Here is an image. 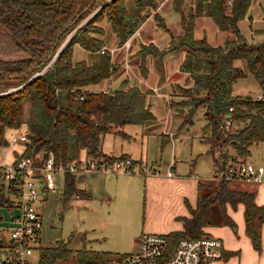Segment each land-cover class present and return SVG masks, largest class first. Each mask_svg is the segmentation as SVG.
Segmentation results:
<instances>
[{
    "label": "trees",
    "instance_id": "1",
    "mask_svg": "<svg viewBox=\"0 0 264 264\" xmlns=\"http://www.w3.org/2000/svg\"><path fill=\"white\" fill-rule=\"evenodd\" d=\"M133 2L140 8L157 6V0ZM250 4L251 0H233L228 9L227 0H194L192 5L173 0L183 33L171 35L167 48L149 43L138 50L143 75L148 71V54L161 65L167 52L185 51L180 69L189 72L193 84L180 87L183 98L177 103L189 106L183 124L191 123L196 109L203 107L205 126L210 129L205 137L209 144L206 152L214 166L246 157L251 145L264 142V39L249 41L239 28ZM199 15L210 16L220 29L231 28L234 37L216 46L205 37L196 38L194 22ZM159 16L155 13V17ZM146 17V13L129 11L127 0H0V148H7L11 135L20 130L27 137L19 151L22 155L52 151L57 161L63 162L83 156L108 160L130 157L104 152L102 141L108 133L128 136L123 131L125 124L144 125L156 119L146 94L137 86L108 90L87 87L111 77L118 69L109 51L100 52L104 46L99 37L104 34L102 22L110 23L122 44ZM160 25L168 30L163 22ZM76 44L90 52H100L98 59L91 63L84 59L75 61ZM237 60H243L258 81L261 98L233 94V83L246 75L236 65ZM12 88L16 89L10 91ZM227 115L233 120L229 131L223 127ZM75 178L76 175L65 173V201L78 191ZM229 183L208 182L210 190L198 194L189 216L180 217L183 228L165 233L169 252L182 237L211 235L206 228L219 223L211 211L213 204L220 208L221 222L235 230L237 225L227 212V205L236 207L239 203L244 205L245 233L252 246L261 250L264 204L256 202L254 191L234 189ZM39 249L41 264H53L68 254V249L60 244ZM237 253L238 250L224 249L223 258ZM108 261L109 254L101 251L79 250L77 255V264Z\"/></svg>",
    "mask_w": 264,
    "mask_h": 264
},
{
    "label": "rangeland",
    "instance_id": "2",
    "mask_svg": "<svg viewBox=\"0 0 264 264\" xmlns=\"http://www.w3.org/2000/svg\"><path fill=\"white\" fill-rule=\"evenodd\" d=\"M236 65L242 67L246 75L233 83V94L256 98L261 94L258 81L248 72L243 60H237ZM185 114H176L168 125L175 134L174 147L164 135L145 132L142 124H125L123 131L130 134L128 136L115 133H108L105 136V146L129 150L142 160L141 164L148 170L157 169L156 176L142 172L138 166L132 172L118 175H77L75 185L78 191L65 201V175L55 174V187L42 189L45 192L37 201L43 222L39 233L40 246L60 244L68 249L67 256L58 258L53 264H77L79 250L101 251L109 254V261L120 260L138 251L135 238L146 229L147 224L151 225L152 232L160 231L159 233L180 225V217H176L175 213H167L170 211L168 204L170 198L167 197L175 194L174 188L155 185V189L151 187L152 179L166 176L170 169L173 170L175 177L196 174L202 180L212 179L214 172L212 157L206 152L209 144L205 137L210 129L205 126L203 107L196 109L193 121L189 124H183ZM13 149L19 152L22 143L14 145ZM11 150L0 148V158L12 159ZM173 154H176L174 161L178 163L175 169L169 167ZM241 158L248 159L255 165H264V142L251 145L250 152ZM228 185L239 190L254 191L256 198L264 202V182L231 181ZM152 190L163 202L147 210L146 199ZM211 211L219 222L210 227L211 234L220 236L224 241V247L239 249L240 252L228 259L212 260L207 264H263L264 246L261 251L252 246L244 231L243 213H232L237 225L234 230L221 222V212L217 204L211 206ZM0 213L5 215V220L11 217V213L4 208H0ZM262 229L264 231V223L261 225ZM1 236L4 243H8V230L0 233ZM31 260L32 264H41L39 248L35 249Z\"/></svg>",
    "mask_w": 264,
    "mask_h": 264
},
{
    "label": "crops",
    "instance_id": "3",
    "mask_svg": "<svg viewBox=\"0 0 264 264\" xmlns=\"http://www.w3.org/2000/svg\"><path fill=\"white\" fill-rule=\"evenodd\" d=\"M185 1L188 5H192L194 0ZM127 7L131 12L146 13L147 17L135 32L122 44H119L118 36L112 30L110 23L107 20L102 22L104 34L99 37L104 41L103 47L108 49L111 54V59L118 66V69L111 77L97 84L90 85L87 88L93 90H108L127 89L131 86L139 87L140 90L146 94V102L156 115L155 120L143 125L146 130L145 132L155 135H164L165 139L171 141L174 147L175 134L168 125L174 120L176 114H185L188 111L189 106L180 105L177 102L183 98L180 87H190L193 84V78L189 72L180 69V65L185 57V51L167 52L162 59L161 65L156 61L155 57L148 54L146 57L148 71L146 75H143L140 69L141 56L138 50L141 45H147L149 43H153L159 48H167L171 35L176 37L183 33L180 13L174 9L173 0H157L156 8L151 6L140 8L135 5L133 0H127ZM155 13L160 15L159 19L155 17ZM160 21L166 25L168 30L160 25ZM239 28L249 41L252 40L253 42H257L264 39V0H251L247 13L239 21ZM194 35L196 38L205 37L208 43L216 46L224 43L228 38L234 37L235 34L231 28L226 30L220 29L210 16L199 15L195 18ZM108 36L109 38H107ZM99 55L100 52H90L78 44L74 46L73 58L75 61L84 59L91 63L96 61ZM105 136L102 141L104 152L115 156L124 153L133 159H139L129 150L124 151L122 147L115 148L114 146H105ZM115 149H117V151ZM176 157V154L172 155V160L169 165L170 168H177L178 163L174 161ZM152 178H154V176ZM199 182L202 185L199 186ZM208 182H212V179L202 180L193 177V174L192 176L187 175V177L164 176L162 178L155 177L152 179L151 187L155 189L157 186L174 188L175 194L172 195V197H167L168 199L170 198V202L168 200L170 211L167 213H175L174 215L179 218L184 215H190V209L191 207H195L198 194H204L210 190ZM255 199L257 203L264 204V202L257 198ZM162 202L163 200L160 196L154 194L153 190L150 191L149 198L147 197L146 199L147 210L148 208L152 209V207ZM241 204L242 203L237 204L236 207H232L230 204L227 205V212L232 218V213L235 212L243 213L244 217V205ZM163 210L161 211L162 213L165 211ZM210 227H207L206 230L211 234ZM182 228L183 223L181 221L177 228H172L169 231L180 230ZM146 229L151 231V225L147 224ZM169 231L161 233L165 234ZM261 236L262 248L264 246L263 229L261 230ZM135 241L137 242V238H135ZM224 248L227 250H238V252H240L239 249Z\"/></svg>",
    "mask_w": 264,
    "mask_h": 264
},
{
    "label": "built area",
    "instance_id": "4",
    "mask_svg": "<svg viewBox=\"0 0 264 264\" xmlns=\"http://www.w3.org/2000/svg\"><path fill=\"white\" fill-rule=\"evenodd\" d=\"M233 0H227L231 9ZM108 51L102 47L100 52ZM261 98V94L257 96ZM232 110V107L230 108ZM233 125L230 115L224 120L223 127L229 131ZM27 139L22 131L11 135L7 148L12 149V159L0 158V199L4 208L11 213L5 220L0 213V233L8 230L9 241L4 243L0 237V264H32L31 256L40 248V237L43 222L37 201L45 192L42 189L55 187V174L71 173L73 175L110 174L118 175L132 172L138 168L146 173L156 175L155 168L147 169L143 164L135 163L132 157H120L112 160L83 156L68 162L57 161L52 151L37 152L33 155H22L13 149L14 145ZM174 177L172 169L166 173ZM193 177L198 176L193 174ZM214 181H251L264 182V165H255L248 159L238 158L225 164L214 166ZM8 221V223H7ZM138 251L107 264H207L212 260L223 258L224 242L214 235L199 238L182 237L174 249H167L164 233L144 230L137 238ZM264 264V263H263Z\"/></svg>",
    "mask_w": 264,
    "mask_h": 264
},
{
    "label": "water",
    "instance_id": "5",
    "mask_svg": "<svg viewBox=\"0 0 264 264\" xmlns=\"http://www.w3.org/2000/svg\"><path fill=\"white\" fill-rule=\"evenodd\" d=\"M69 38H70V36L66 38V40H65V41L62 43V45L60 46L59 50H60V49L62 48V46H63V45L69 40ZM41 72H42V71L37 72L36 74L32 75L28 81L32 80L35 76H37V75L40 74ZM23 85H24V84L20 85L19 87H21V86H23ZM19 87H18V88H19ZM15 89H16V88H12V89H10V91H11V90H15Z\"/></svg>",
    "mask_w": 264,
    "mask_h": 264
}]
</instances>
